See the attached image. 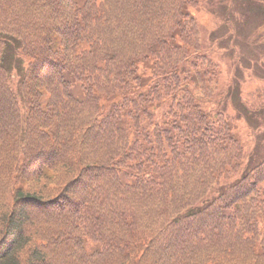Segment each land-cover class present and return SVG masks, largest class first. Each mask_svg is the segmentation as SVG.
<instances>
[{
  "label": "trees",
  "instance_id": "1",
  "mask_svg": "<svg viewBox=\"0 0 264 264\" xmlns=\"http://www.w3.org/2000/svg\"><path fill=\"white\" fill-rule=\"evenodd\" d=\"M201 2L0 0V264H264Z\"/></svg>",
  "mask_w": 264,
  "mask_h": 264
},
{
  "label": "rangeland",
  "instance_id": "2",
  "mask_svg": "<svg viewBox=\"0 0 264 264\" xmlns=\"http://www.w3.org/2000/svg\"><path fill=\"white\" fill-rule=\"evenodd\" d=\"M196 17L199 54L219 71L211 101L203 106L233 116L246 163L248 157L254 163L264 152V0H202ZM56 174L44 182L43 193L57 192L66 173L61 171V178L54 179Z\"/></svg>",
  "mask_w": 264,
  "mask_h": 264
}]
</instances>
